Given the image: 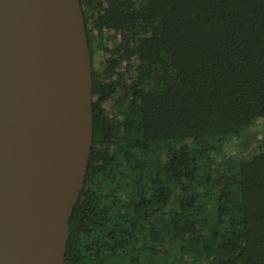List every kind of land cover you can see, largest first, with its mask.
<instances>
[{"label":"trees","instance_id":"trees-1","mask_svg":"<svg viewBox=\"0 0 264 264\" xmlns=\"http://www.w3.org/2000/svg\"><path fill=\"white\" fill-rule=\"evenodd\" d=\"M92 135L65 264H264V0H80ZM104 57L96 67V53Z\"/></svg>","mask_w":264,"mask_h":264},{"label":"water","instance_id":"water-1","mask_svg":"<svg viewBox=\"0 0 264 264\" xmlns=\"http://www.w3.org/2000/svg\"><path fill=\"white\" fill-rule=\"evenodd\" d=\"M24 105L0 134V264H65L92 135V61L80 0H4ZM0 53V72L2 70Z\"/></svg>","mask_w":264,"mask_h":264},{"label":"bare ground","instance_id":"bare-ground-1","mask_svg":"<svg viewBox=\"0 0 264 264\" xmlns=\"http://www.w3.org/2000/svg\"><path fill=\"white\" fill-rule=\"evenodd\" d=\"M14 21L4 0H0V134H6L17 107L24 105L23 66L14 36Z\"/></svg>","mask_w":264,"mask_h":264},{"label":"rangeland","instance_id":"rangeland-1","mask_svg":"<svg viewBox=\"0 0 264 264\" xmlns=\"http://www.w3.org/2000/svg\"><path fill=\"white\" fill-rule=\"evenodd\" d=\"M96 67L100 69L103 53L98 51L95 55ZM264 137V120L259 119L247 128L238 139L227 140L224 145L225 152L234 159L248 158L258 151Z\"/></svg>","mask_w":264,"mask_h":264}]
</instances>
